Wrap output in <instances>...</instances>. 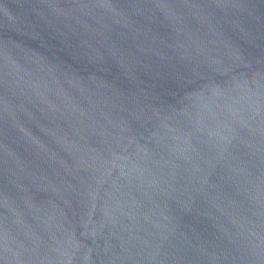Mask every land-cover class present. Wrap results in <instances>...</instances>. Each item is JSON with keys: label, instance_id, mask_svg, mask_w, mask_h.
Returning <instances> with one entry per match:
<instances>
[{"label": "water", "instance_id": "1", "mask_svg": "<svg viewBox=\"0 0 264 264\" xmlns=\"http://www.w3.org/2000/svg\"><path fill=\"white\" fill-rule=\"evenodd\" d=\"M0 264H264V0H0Z\"/></svg>", "mask_w": 264, "mask_h": 264}]
</instances>
